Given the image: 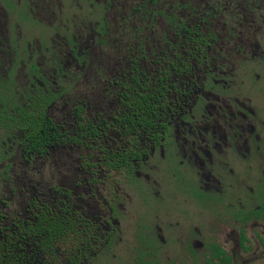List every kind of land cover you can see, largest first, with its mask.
<instances>
[{
    "label": "flooded vegetation",
    "instance_id": "obj_1",
    "mask_svg": "<svg viewBox=\"0 0 264 264\" xmlns=\"http://www.w3.org/2000/svg\"><path fill=\"white\" fill-rule=\"evenodd\" d=\"M0 264H264V0H0Z\"/></svg>",
    "mask_w": 264,
    "mask_h": 264
}]
</instances>
